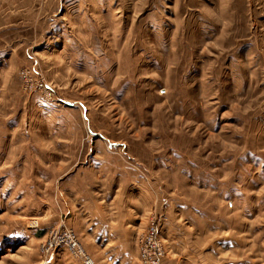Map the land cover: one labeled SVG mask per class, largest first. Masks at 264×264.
Here are the masks:
<instances>
[{"label":"rangeland","instance_id":"374dc122","mask_svg":"<svg viewBox=\"0 0 264 264\" xmlns=\"http://www.w3.org/2000/svg\"><path fill=\"white\" fill-rule=\"evenodd\" d=\"M99 213L102 264H264V0H0V264Z\"/></svg>","mask_w":264,"mask_h":264},{"label":"built area","instance_id":"2783aa9c","mask_svg":"<svg viewBox=\"0 0 264 264\" xmlns=\"http://www.w3.org/2000/svg\"><path fill=\"white\" fill-rule=\"evenodd\" d=\"M20 74L26 84L30 82V76L26 71H22ZM34 88L36 89L37 87L34 86ZM37 90H41L43 96L46 98L51 96L50 89H47L42 83H38ZM156 236L157 228L154 223H151L140 251V260L143 264H160L163 254L160 245L156 242ZM40 249L42 256L46 259L58 250L65 249L73 259L79 260L81 264H94L92 257L85 251L71 229H66L63 232L54 229L41 245ZM43 264H47V262L43 261Z\"/></svg>","mask_w":264,"mask_h":264},{"label":"crops","instance_id":"0c3cea01","mask_svg":"<svg viewBox=\"0 0 264 264\" xmlns=\"http://www.w3.org/2000/svg\"><path fill=\"white\" fill-rule=\"evenodd\" d=\"M83 218L81 217L86 225L84 227V230H82L84 234L82 232L81 236L83 237H80V240L87 252L92 256L94 264L103 263L102 250L104 248H109L113 247V245H117L120 238H124V236L129 237V235L132 233L131 230L128 229V224L127 226H125L120 225L118 221H109L106 217H104L103 213H99L96 215L89 214L88 217ZM90 244H93L101 254L99 255L98 252H95V254H93V250H88L89 247H92Z\"/></svg>","mask_w":264,"mask_h":264}]
</instances>
